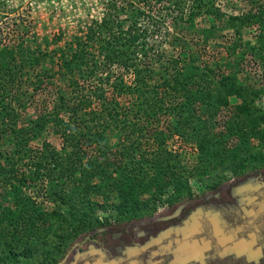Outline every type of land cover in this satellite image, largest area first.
I'll list each match as a JSON object with an SVG mask.
<instances>
[{
	"label": "trees",
	"instance_id": "trees-1",
	"mask_svg": "<svg viewBox=\"0 0 264 264\" xmlns=\"http://www.w3.org/2000/svg\"><path fill=\"white\" fill-rule=\"evenodd\" d=\"M247 2L253 8L228 17L227 24L239 36L227 51L238 47L256 54L264 81V0ZM190 4L185 18L183 0H107L100 18L87 20L64 48L54 50L59 52L65 83L52 85L53 72L45 67L27 74L34 90L47 95L39 100L43 109L37 117L0 103V235L9 242L47 234L68 242L81 235V244L96 235L88 234L90 229L140 218L139 204L168 187L173 193L169 199L190 197L187 177L209 170L215 154L229 153L233 170L240 166L242 171L251 170L253 161L264 162V154L253 147L244 155L236 152L239 139L257 135L258 126H264V113H249L247 104H235L231 118L214 130L215 116L227 105V97L241 94L234 77L215 72L206 63L198 68L195 57L186 68L179 53L168 57L152 50L149 29L154 32L169 16L173 21L189 20L205 1ZM251 26H256L260 39L252 45L241 43ZM166 35L173 48L184 46L182 37ZM4 51L11 59L16 54L19 65L0 59V94L18 96L28 77L23 80L15 69L35 70L46 53L20 45L0 47L1 55ZM48 85L53 92L47 110ZM16 100L23 109L25 98ZM46 127L59 139L57 148L40 138ZM173 136L195 146L196 161L183 164L179 153L166 148ZM217 185L215 181L205 187ZM29 188H41L53 206L46 209L43 201L36 203ZM92 195L102 197V208L113 207L114 219L98 221L92 213L96 205ZM225 219L229 226L241 222L228 215ZM22 249L26 254L34 250L27 244ZM13 256L9 252L7 257L14 261Z\"/></svg>",
	"mask_w": 264,
	"mask_h": 264
},
{
	"label": "rangeland",
	"instance_id": "rangeland-1",
	"mask_svg": "<svg viewBox=\"0 0 264 264\" xmlns=\"http://www.w3.org/2000/svg\"><path fill=\"white\" fill-rule=\"evenodd\" d=\"M106 1L0 0V47L15 48L20 45L46 53L35 70L23 66L15 69L16 75L22 72L21 78L24 80L27 74L33 75L36 69L45 67L53 72L52 85L65 83L62 80L65 77L62 61L57 56L59 52L54 50L64 48L87 20L100 18ZM204 1L202 8H207L208 12L201 8L187 20L185 18L191 4L190 0H183L185 18L173 21L170 16L165 17L154 32L151 31L152 27L149 29V41L153 45L152 50H161L168 57L179 53L184 57L181 62L186 68L191 64L190 57H195L193 63L198 68L206 63L215 72L234 77L241 94L228 96L227 105L217 112L214 127L217 131L222 128L223 120L231 118L235 104H247L249 113H264V81L256 54H251L249 50L242 52L243 49L238 47L229 54L227 51V47L239 36L227 24L228 17L241 15L253 7L249 8L247 0ZM249 28L251 33L245 31L241 43L249 41L252 45L260 38L257 37L256 26ZM166 33L182 37L184 46H170L166 42L169 37ZM152 50L148 51V56ZM5 52V56L0 54V59L17 67L19 60L16 54L11 59ZM31 78L25 80V90L20 88L18 96L0 94V103H7L13 111L35 118L43 109L39 100L47 95L43 92L45 90H34ZM47 88L46 91L50 93L46 101L48 110L53 90L50 85ZM19 97L25 98L23 109L18 103L20 100H16ZM212 99L215 100L214 95ZM257 129V135L236 142V152L244 155L247 152L245 149L253 147V150H260L264 154V126L260 124ZM40 138L56 148L59 145V139L51 134L48 127ZM39 143L37 141L35 144ZM166 148L179 153L183 164L196 161L195 146L178 136L170 138ZM210 158L209 170L187 177L192 194L190 197L169 199L173 193L168 187L160 196H151L146 204H139L143 212L140 218L132 217L117 224L90 229L88 234L95 232L96 235L81 244L78 242L81 235L68 242L60 241L51 234L30 240L21 237L10 242L0 235V264H264V162L253 161V169L242 171V166L234 170L229 168L234 162L229 153L225 157L215 154ZM215 181L218 182L217 187H205ZM26 191L36 203L43 201L46 209L53 206L41 188ZM149 194L145 193L143 197ZM91 200L96 201L92 213L99 222L102 223L103 217L114 219V209L110 204L106 209L101 207L105 204L102 197L92 195ZM227 215L241 222L229 226L225 219ZM25 244L34 250L29 254L24 253L22 248ZM9 252L15 253V262L7 257Z\"/></svg>",
	"mask_w": 264,
	"mask_h": 264
}]
</instances>
